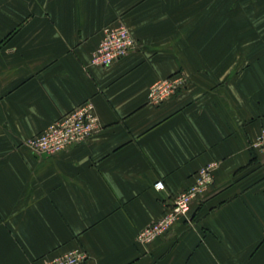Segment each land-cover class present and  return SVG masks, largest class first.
<instances>
[{"label":"crops","instance_id":"obj_1","mask_svg":"<svg viewBox=\"0 0 264 264\" xmlns=\"http://www.w3.org/2000/svg\"><path fill=\"white\" fill-rule=\"evenodd\" d=\"M135 39L91 64L106 25ZM186 86L158 106L149 87ZM89 100L101 130L52 156L23 142ZM264 0H0V264H264ZM213 184L149 244L199 168ZM162 182L163 190H157Z\"/></svg>","mask_w":264,"mask_h":264},{"label":"built area","instance_id":"obj_2","mask_svg":"<svg viewBox=\"0 0 264 264\" xmlns=\"http://www.w3.org/2000/svg\"><path fill=\"white\" fill-rule=\"evenodd\" d=\"M101 39L91 55V64L107 67L125 57L135 47V39L123 20L106 25L101 30ZM186 76L176 73L154 82L147 94L150 104L158 106L175 96L186 86ZM101 130L98 117L92 103L87 100L61 116L40 133L26 139L23 145L37 156H52L69 149L75 144L87 141ZM250 148L264 158V127L252 140ZM216 163L210 162L198 169L193 182L178 192L173 204L156 221L143 228L135 240L139 244H149L165 235L181 219H188L194 203L202 198L213 184ZM157 190H163L162 182L154 184ZM87 253L81 248H73L62 254L45 260L44 264H85Z\"/></svg>","mask_w":264,"mask_h":264}]
</instances>
